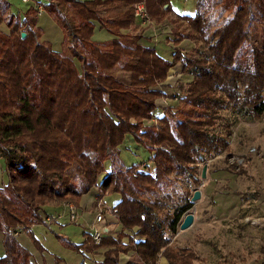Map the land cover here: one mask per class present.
Here are the masks:
<instances>
[{"label":"trees","instance_id":"obj_1","mask_svg":"<svg viewBox=\"0 0 264 264\" xmlns=\"http://www.w3.org/2000/svg\"><path fill=\"white\" fill-rule=\"evenodd\" d=\"M172 1L47 0L21 18L0 0V158L9 175L0 187V264H39L15 231L45 251L32 229L47 224L44 206L78 208L94 188L96 202L117 196L110 208L115 221L107 224L121 228L110 226L100 243L92 232L81 243L60 236L83 255L81 264H157L161 256L169 264H209L192 247H174L172 236L194 206L200 165L230 148V127L216 132L223 113L264 115V52L255 41L264 38V0H197L194 14L176 13ZM139 2L152 22L174 25L165 36L171 58L149 43L153 36L130 32L139 25L133 11ZM39 6L63 30L60 51L42 40ZM96 25L113 38L95 41ZM186 39L206 48L207 60L194 55L196 47L185 53ZM178 64L192 80L185 90H169ZM128 136L149 160L124 163Z\"/></svg>","mask_w":264,"mask_h":264},{"label":"rangeland","instance_id":"obj_2","mask_svg":"<svg viewBox=\"0 0 264 264\" xmlns=\"http://www.w3.org/2000/svg\"><path fill=\"white\" fill-rule=\"evenodd\" d=\"M12 12L21 18L24 13L38 3L47 4V0H32L28 3L21 0H9ZM197 0H173L172 7L179 14H194L196 12ZM138 22V21H137ZM136 29L130 32L139 34L143 32L145 37L153 36L149 41L151 45L158 48V51L167 58L172 57V42L166 41V35H171L174 25L168 19L160 24L152 22L146 25L138 22ZM39 26L42 28V40L53 49H63L64 33L62 28L46 12L39 14ZM7 30V25H3ZM126 32V31H125ZM159 36L160 40H159ZM260 50L264 52V38L259 35L255 38ZM180 46L190 53L194 47V55L203 56L207 60L206 48L194 40L186 39ZM136 59L131 61L134 65ZM124 74V75H122ZM126 73H119L121 79L127 78ZM192 80V76L177 73L172 77V88H184ZM179 86V87H178ZM172 97V96H170ZM170 98L167 102H172ZM176 102V101H175ZM162 108L158 109L161 111ZM160 113V112H159ZM158 113V114H159ZM158 114L156 117H158ZM161 115V113L159 114ZM216 128V132L225 133V128L230 127V148L223 155L208 160L200 165L207 164L206 176L199 174L202 183L193 187L200 190V199L194 202L189 212L195 214L194 223L187 229L178 227L173 237L174 247L189 246L209 264H262L264 262V115L260 119L251 117H238L232 111L223 113V119ZM166 146L172 151L176 147L171 144ZM85 159H91V153L85 152ZM230 156V157H229ZM121 158L126 165L141 164L149 160L147 152L138 145L131 136H128L121 148ZM234 162L235 169L230 165ZM0 167V182L9 181L8 172L5 169L4 161ZM146 170H151L149 163H143ZM108 166V165H107ZM72 177L78 174L77 165L68 170ZM104 175V174H103ZM96 189L83 196L79 201V218L72 222L68 215L53 223H40L33 226L35 237L42 243L45 251L38 250L32 239L21 234L20 242L31 250L35 261L39 264H81L83 255L74 249L67 247L60 240V236L70 238L76 243L85 239V233L93 232L94 229H102L105 224L115 220L113 214L107 211L114 206L117 196L106 194L104 202L106 209L96 208ZM64 210V206L47 204L44 206V219L48 215L57 216ZM107 211L104 215V223H96L99 212ZM184 217L181 221H183ZM117 224V229L120 230ZM0 231V255H3L4 248ZM59 258L58 262L56 259ZM162 258V256H161ZM133 263V262H131Z\"/></svg>","mask_w":264,"mask_h":264},{"label":"built area","instance_id":"obj_3","mask_svg":"<svg viewBox=\"0 0 264 264\" xmlns=\"http://www.w3.org/2000/svg\"><path fill=\"white\" fill-rule=\"evenodd\" d=\"M23 2H30L31 0H21ZM38 10H39V14L43 13V8L41 6L38 7ZM133 11H134V14L137 18V20L143 24V25H146L148 23H152V20H151V17L148 13V10H147V7L145 5V3L143 2H139V3H135L134 6H133ZM149 25V24H148ZM104 205V201L102 199H99L97 201V206L96 208L98 209H102V206ZM64 210L65 212L69 215V218L73 221H77L78 218H79V212H78V208L75 206V204L69 202V203H66L65 207H64ZM64 216V212H61L59 213L57 216H52V215H48L46 217V222L47 224H51L57 220H59L60 218H62ZM104 215H103V211L102 212H99L97 217H96V223H104ZM111 232V228L108 224H105L103 226L102 229H94V231L92 232V240L95 242V243H100L102 238L109 234ZM21 233V230L18 229L15 231V234L18 235Z\"/></svg>","mask_w":264,"mask_h":264},{"label":"crops","instance_id":"obj_4","mask_svg":"<svg viewBox=\"0 0 264 264\" xmlns=\"http://www.w3.org/2000/svg\"><path fill=\"white\" fill-rule=\"evenodd\" d=\"M175 11V10H174ZM176 12V11H175ZM43 13H44V11H43ZM43 13H41V14H43ZM177 13V12H176ZM166 36H169V35H166ZM160 37H162V36H159V40H160ZM111 38H113V36L106 30V29H102L99 25H96V29H95V32H94V35H93V39L95 40V41H106V40H109V39H111ZM165 38V37H164ZM185 52L187 51V50H184ZM177 73H182V71H181V68H180V64H178V65H176L172 70H171V72H170V76H169V78L167 79V81H166V84L167 85H170V86H168L169 87V90H174L172 87H171V81H172V77H174L175 76V74H177ZM1 162H2V159L0 158V167H2V164H1ZM1 169V168H0ZM0 179H1V177H0ZM5 184V182H0V187L2 186V185H4ZM96 189V188H95ZM90 193V192H89ZM89 193H87V194H89ZM96 193H97V189H96ZM87 194H85V195H83V196H86ZM82 196V197H83ZM104 201V200H103ZM108 209V208H107ZM109 211H110V209H109ZM66 216V215H65ZM114 216V215H113ZM63 218V217H62ZM115 218V217H114ZM60 220V219H59ZM58 220V221H59ZM115 220H111V221H109V222H114ZM113 229L115 228V227H117V224L116 223H112L111 225H110ZM157 264H169V262H168V260H167V258L166 257H164V256H162V258L160 257L159 258V260H158V262H157Z\"/></svg>","mask_w":264,"mask_h":264},{"label":"water","instance_id":"obj_5","mask_svg":"<svg viewBox=\"0 0 264 264\" xmlns=\"http://www.w3.org/2000/svg\"><path fill=\"white\" fill-rule=\"evenodd\" d=\"M25 36H26V32H22V37L24 38ZM207 166L208 165L205 164L203 167V173H202L203 177L206 176ZM200 197H201L200 190H196L194 192V195L192 196V201L195 202L196 200L200 199ZM194 220H195V214L193 212L187 213L182 223L180 224V229L184 230V229L189 228L194 223Z\"/></svg>","mask_w":264,"mask_h":264}]
</instances>
